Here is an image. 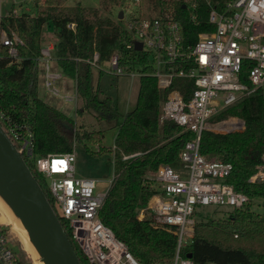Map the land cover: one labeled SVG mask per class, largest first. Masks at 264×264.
Instances as JSON below:
<instances>
[{
    "label": "trees",
    "instance_id": "obj_1",
    "mask_svg": "<svg viewBox=\"0 0 264 264\" xmlns=\"http://www.w3.org/2000/svg\"><path fill=\"white\" fill-rule=\"evenodd\" d=\"M63 1L46 0L35 15L28 12L0 15V39L5 31L8 35L16 33L23 41L17 46L16 58L0 43V119L7 131L32 133L36 156L73 151L76 141L86 139L98 144L103 141L101 130L83 132L73 117L39 94L38 62L45 43V28H52L56 35V40H52L53 59L66 76L75 80L76 91L83 99L78 113L91 110L98 119L120 121L115 138V176L100 210L101 220L127 244L140 264H172L176 234L155 219H140L139 211L148 206L156 191L147 176L149 171H157L163 163L177 164L186 142L195 137L193 132L184 131L172 120H165L163 124L159 121L161 105L168 92L178 88L189 98L195 88L194 81L174 77L171 87L162 89L157 77L151 74L153 66L149 64V54L125 49L134 37L124 29L123 19L117 18L113 9L117 6L122 9L129 0H99L96 7L80 2L68 6ZM191 1L142 0L143 16L151 18L173 13L184 26L186 41L195 43L200 33L211 30H205L208 9L202 0H198L202 23L195 25L191 21ZM71 23L75 24L74 29L69 26ZM117 50L122 54V66L140 65L148 73L139 76L136 104L124 114L110 96L100 97L94 85L97 67L89 62L98 53L97 63L104 66ZM250 68V64L243 66L244 82H248ZM99 71L100 75L105 72ZM229 118L242 119L244 129L204 130L200 150L233 165L227 181L246 193L250 201L242 208L230 207L226 217L217 218L203 210L196 213L194 237L183 250L185 257L192 253L194 264H264V213L251 209L255 198L264 203V181L249 180L264 165L263 90L243 96L210 117L215 121ZM129 154L136 155L123 158ZM77 253L82 264H89L79 251Z\"/></svg>",
    "mask_w": 264,
    "mask_h": 264
},
{
    "label": "built area",
    "instance_id": "obj_2",
    "mask_svg": "<svg viewBox=\"0 0 264 264\" xmlns=\"http://www.w3.org/2000/svg\"><path fill=\"white\" fill-rule=\"evenodd\" d=\"M141 1L131 0L139 7L137 13L129 12L128 17L124 14L123 27L134 37L125 49L149 54V64L153 66L151 74L157 77L160 88H170L174 77L191 78L195 85L189 98L180 89L172 88L161 105L160 124L172 120L184 131L193 132L195 137L186 142L177 164L159 166L152 179L156 191L147 206L158 223L176 234L172 264H194L192 257L183 256V250L194 237L197 208L210 205L242 208L250 201L246 193L227 181L233 165L218 156L203 154L200 143L210 117L216 112L245 95L258 90L264 92V0H202L208 9L205 30L211 31L200 33L195 43L186 41L184 26L173 13L151 18L143 16ZM201 9L198 0L191 1V21L195 25L202 23ZM17 13L15 9L14 14ZM69 26L75 28L74 23ZM22 42L16 33H1L0 43L8 47L11 57L18 56L17 46ZM136 42H141V50H136ZM46 45L40 57L47 61L46 86L58 95L59 89L53 84L60 74L50 72L49 63L53 60L54 43ZM121 57V51L117 50L100 66L98 53H95L89 62L104 71L109 66L117 75L148 74L140 65L122 66ZM245 63L251 65L248 82L242 80ZM9 131L48 194L76 252L89 264H140L127 244L101 220L100 210L108 190H98L95 178L77 175L75 151L36 156L30 131L26 134L14 129ZM134 155H123V158ZM249 180L264 181V165ZM139 218H145L143 212ZM0 264H26L10 229L1 221Z\"/></svg>",
    "mask_w": 264,
    "mask_h": 264
},
{
    "label": "rangeland",
    "instance_id": "obj_3",
    "mask_svg": "<svg viewBox=\"0 0 264 264\" xmlns=\"http://www.w3.org/2000/svg\"><path fill=\"white\" fill-rule=\"evenodd\" d=\"M82 3L88 7H96L99 5V0H64L63 4L71 6L76 3ZM46 4V0H3L0 1V12L2 15L14 13V10H18L17 14L28 12L30 14H37L41 8ZM139 7L137 4L127 1L122 7H114V15H119V12L123 10L125 17L130 16L129 12L135 11ZM123 16V19H125ZM46 39L48 41L44 43L43 47H46L49 41L56 40V35L52 28H45ZM50 72H53L54 67L58 70L60 78L56 79L53 86L59 89V94H54L46 86V64L45 58H39V94L51 105L63 110L67 115L73 117L76 120L77 125L82 129L83 132L98 131L101 130L104 133L103 141L101 143H92L86 139L83 142L76 141L74 144V151L76 153L75 168L76 173L79 176L90 177L97 179L98 190L107 191L110 187L114 176V163H115V138L119 129L120 121H105L95 117L91 110H85L82 114L78 113L77 109L83 106V99L76 91V82L73 78L66 76L61 70L55 59L50 62ZM94 85L99 90L100 97L110 96L113 101L117 104L122 114L132 109L136 104V99L139 90V77H132L129 74L117 75L113 73L111 67L108 66L102 75L98 68L94 69ZM45 91L49 96L46 98ZM70 96L71 98H67ZM1 123L4 125L2 120ZM244 121L240 118H229L224 120L215 121L210 119L207 129L218 132H230V131H241L244 129ZM238 126L235 128V126ZM86 143V145L84 144ZM97 154V155H96ZM155 172L149 171L147 174L148 178L154 179ZM216 206H200L197 208L199 213L201 210L213 213L214 217H226L228 215L227 210L230 209L228 206L219 207L214 210ZM251 209L255 212L264 213V203L262 199L255 198L251 201ZM214 210V212H213ZM144 214L145 217L155 219V214L146 207L139 211V216ZM12 236L18 248L21 249L23 257L29 264H33V259L30 254L25 251L21 245L17 232L12 231Z\"/></svg>",
    "mask_w": 264,
    "mask_h": 264
},
{
    "label": "water",
    "instance_id": "obj_4",
    "mask_svg": "<svg viewBox=\"0 0 264 264\" xmlns=\"http://www.w3.org/2000/svg\"><path fill=\"white\" fill-rule=\"evenodd\" d=\"M123 16L121 10L118 17ZM135 48L141 50V42ZM0 202L44 264H82L46 192L1 121Z\"/></svg>",
    "mask_w": 264,
    "mask_h": 264
},
{
    "label": "bare ground",
    "instance_id": "obj_5",
    "mask_svg": "<svg viewBox=\"0 0 264 264\" xmlns=\"http://www.w3.org/2000/svg\"><path fill=\"white\" fill-rule=\"evenodd\" d=\"M0 221L9 228V225L12 226V231L17 232L19 240L21 242V245L25 251H27L30 256L33 259V264H44L38 257L37 253L34 251L32 246L29 244L26 235L23 231V228L20 224H18L13 217L10 215V213L7 211V209L3 206V204L0 202ZM11 231V228H9ZM19 251L21 253V249L19 248ZM22 255V253H21ZM23 256V255H22ZM24 258V257H23ZM25 259V258H24ZM26 264H29L27 260L25 259Z\"/></svg>",
    "mask_w": 264,
    "mask_h": 264
},
{
    "label": "crops",
    "instance_id": "obj_6",
    "mask_svg": "<svg viewBox=\"0 0 264 264\" xmlns=\"http://www.w3.org/2000/svg\"><path fill=\"white\" fill-rule=\"evenodd\" d=\"M0 15H2L1 14V12H0ZM45 37H46V34H45ZM46 39V38H45ZM46 42H48V41H45V43ZM50 43H52V41H49ZM50 43H48V44H50ZM54 67V69H53V73H58V70H56V66H53ZM45 94H46V98H48L49 96L47 95L48 93L45 91Z\"/></svg>",
    "mask_w": 264,
    "mask_h": 264
}]
</instances>
